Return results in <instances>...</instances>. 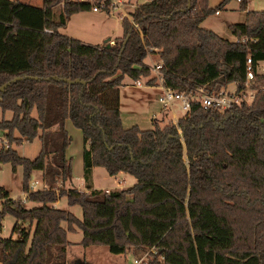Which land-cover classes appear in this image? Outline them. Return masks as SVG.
<instances>
[{
  "label": "trees",
  "instance_id": "1",
  "mask_svg": "<svg viewBox=\"0 0 264 264\" xmlns=\"http://www.w3.org/2000/svg\"><path fill=\"white\" fill-rule=\"evenodd\" d=\"M229 1L210 8L208 0H147L131 19L119 16L123 34L114 44H90L59 31L72 14L91 10L86 0H0V86L21 77L0 92V109L12 112L0 130L9 142L41 141L33 159L0 149V163L22 167L25 201L37 204H18L0 185V227L12 215L19 235L0 234V264H65L76 228L82 246L153 249L147 264H264V10L246 11L248 0H239L246 18L228 26L232 39L201 26ZM148 55L158 56L163 85L183 92L242 89L250 58L254 99L225 111L193 101L176 123L126 128L119 90L126 77L149 76ZM66 120L87 144L84 190L63 187L72 172ZM94 167L136 181L94 188ZM33 170L43 173L41 189L29 188ZM62 197L82 218L55 206Z\"/></svg>",
  "mask_w": 264,
  "mask_h": 264
},
{
  "label": "rangeland",
  "instance_id": "2",
  "mask_svg": "<svg viewBox=\"0 0 264 264\" xmlns=\"http://www.w3.org/2000/svg\"><path fill=\"white\" fill-rule=\"evenodd\" d=\"M24 2L31 4L33 6H41L42 0H25ZM221 0H209L208 6L210 8L218 7ZM62 4H59L54 7L55 10L59 11ZM248 3V9H250ZM126 9L132 11L133 6H127ZM220 12V13H219ZM244 10H242L236 0H230L222 9L217 13H211L208 15L201 23L203 28L212 29L216 31L221 37L232 39V35L228 28L229 22H243L244 20ZM121 17V13H115V16H111L109 24L111 27V34H116L118 30V19ZM131 19L130 16L127 17ZM120 27V26H119ZM110 41H106L109 44ZM147 63H158L159 59L156 55H149L145 58ZM149 64V65H151ZM260 68H264V62L261 63ZM264 72V71H261ZM142 81H145L144 77L140 78ZM155 82V81H154ZM123 88L119 90V110L121 115V121L124 127H130L132 125H138L142 129H148L153 126L152 121H157L161 126L167 122L173 121L170 115L176 114V116H181L183 111L180 109L178 103L173 105V109L168 113L161 115V110L165 109L161 106L158 101L157 95L159 89L157 87H148L144 85L143 87H138L135 85V81L125 78L123 81ZM156 85L158 83L156 82ZM233 85H229L227 88H231ZM242 99L247 98V102L251 103L252 100L248 96L250 93L255 95L256 91L253 88L246 87ZM156 113L157 118L151 117V115ZM159 112V113H157ZM32 115L35 116V111L32 112ZM12 117L11 111L3 112L0 109V120L10 119ZM69 135L71 136V142L68 146V157L71 158V177L69 179V184L74 186L82 185L83 182V165H82V155L84 147H87V144L84 143L82 133L80 129L74 127L68 120V129ZM14 136H18L17 132H14ZM2 146H10L17 150V152L24 157L33 159L35 158L41 150V141L39 138H35L32 141L24 140L22 142H9L4 136L3 130H0V149ZM42 171L33 170L31 173V182H35V188L33 190L41 189L44 186L42 182ZM22 167L18 166L15 171H12L11 165L9 163H0V185L4 186L8 191L13 200H16L19 204H24L27 207L36 206L37 204H27V202H22V199L25 198V193L22 191ZM95 184L97 187H114L116 180H113L110 175L107 174L104 168L97 167L94 170ZM82 177V178H81ZM120 178L123 186H130L135 183V178L131 175L124 174ZM63 187H71L66 183ZM84 187V185L82 186ZM30 188V184H29ZM60 188V185L56 184V190ZM59 204L61 208L71 211L76 217L82 218V210L79 205L69 206L66 202V198L62 197L59 199ZM17 204H15V207ZM15 218L12 215H5L2 220V226L0 227V234L2 236H12V238L17 239L19 235L16 232L12 231L14 226ZM62 225L65 227L66 223L63 222ZM25 227L28 225H24ZM68 241L70 244L67 247L66 253V263L65 264H134V259L138 260V264H147L152 258L151 253L154 252L153 249H131L124 254H113L110 253L108 248L104 245H90L82 246L80 244L82 238V232L80 229L76 228L74 232H70L67 235Z\"/></svg>",
  "mask_w": 264,
  "mask_h": 264
},
{
  "label": "built area",
  "instance_id": "3",
  "mask_svg": "<svg viewBox=\"0 0 264 264\" xmlns=\"http://www.w3.org/2000/svg\"><path fill=\"white\" fill-rule=\"evenodd\" d=\"M83 1V0H82ZM91 6V11H105L109 7L110 13H121V17H129L131 11L128 12L126 7L128 6L127 0H86ZM135 25V24H134ZM246 38L236 39V41L246 42ZM150 56V55H149ZM151 64V63H146ZM161 63H154L149 65L150 74L147 77H144L145 81L138 79L135 81V85L138 87H143L146 85V81L149 78H154L152 84H148V87H157L159 93L157 95L158 101L160 102L163 108H173L174 104L179 105L183 113L187 112L190 108V105L193 101L199 102L204 108H213L225 111L231 109L235 106L240 105L242 102L248 103L245 99H242L246 87L252 88L254 83V71L252 68V62L250 58L246 60V76L243 83V88L239 89L237 83L232 84L231 88L221 89L216 92H206L202 88H196L190 92H183L170 89L163 85V75L160 71ZM264 71V68L261 69ZM156 82L158 85H156ZM253 99V93H250L248 96ZM35 182L30 183V189L35 188ZM22 202H25V198L22 199ZM139 261L134 259V264H138Z\"/></svg>",
  "mask_w": 264,
  "mask_h": 264
},
{
  "label": "crops",
  "instance_id": "4",
  "mask_svg": "<svg viewBox=\"0 0 264 264\" xmlns=\"http://www.w3.org/2000/svg\"><path fill=\"white\" fill-rule=\"evenodd\" d=\"M20 1L24 2L25 0H20ZM146 1L147 0H127L128 5L130 7L133 6V8H135L136 5L144 3ZM236 1H237V3H239V0H236ZM208 2H209V0H208ZM248 3H249V5L251 7H250V9H248V4H247L246 11H248V10H256V11L257 10L258 11L259 10H264V0H248ZM246 11H244V13ZM111 16H115V13H106L104 11H91V10L90 11H83V12L74 13V14H72L69 17L66 25L63 28H60L59 31L61 33L65 34V35L69 36V37H73V38L79 39V40H81V41H83L85 43L101 44L103 42H106L108 40L110 41L111 39H113L112 40L113 42H111L110 44H114L115 38L122 36L123 29H122V26H121V18L119 17L118 25L120 27L118 26V30H117L116 34H111L110 28H109V27H111L110 24H109V20H111L110 19ZM245 18H246V16L244 14L243 22L245 21ZM227 23H228V26H229L230 24H233V23H236V22H229L228 21ZM237 23H242V22H237ZM145 63H147V62L145 61ZM121 88H123V87H121ZM172 109L173 108H171V109L170 108H165V109L161 110L162 111L161 115H164L166 113L169 114V112ZM157 113H159V112H157ZM170 116L172 117V120L175 123L177 122V119L180 117V116H176V114H174V112ZM151 117L157 118L156 113L153 112ZM69 122H70V120H69ZM65 128H66V130L68 129V120L65 121ZM66 157H68V148L66 149ZM96 168L97 167L93 168V174H92V182H93V187L94 188L103 189V190H110V189H124V188L129 186V185L128 186H123L122 182L120 181L121 180L120 178H122V181H124V178L122 176H124L125 173L120 172L118 174H115V175L111 176V178H113V180H116V182L114 183V187H97L96 184H95V176H94V170ZM68 181L69 180L66 181L67 185L74 186L73 184L70 185ZM58 184L61 185V182H58ZM82 186H83V182H82V185L75 186V187H77L80 190H84V187H82ZM25 202H27L26 205L27 204H30V205H32V204L35 205L36 204V203L29 202V201H25ZM55 206L60 207L59 200L55 203Z\"/></svg>",
  "mask_w": 264,
  "mask_h": 264
},
{
  "label": "water",
  "instance_id": "5",
  "mask_svg": "<svg viewBox=\"0 0 264 264\" xmlns=\"http://www.w3.org/2000/svg\"><path fill=\"white\" fill-rule=\"evenodd\" d=\"M125 42H126V39L124 40V44H125ZM53 78H54V77H53ZM20 79H21V77H15L14 79H12V80H10V81H8V82L2 84V85L0 86V92L4 91V89H5L9 84H11L12 82L17 81V80H20ZM48 79H49V78H47V80H48ZM65 81H68L69 83L79 82L78 79L75 80V81H73V80H66V79H65ZM81 83L85 84L84 81H81Z\"/></svg>",
  "mask_w": 264,
  "mask_h": 264
}]
</instances>
